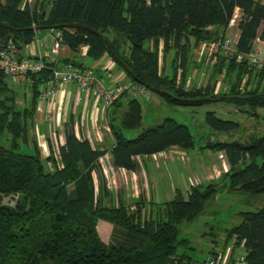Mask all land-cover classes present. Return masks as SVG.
I'll return each instance as SVG.
<instances>
[{"label":"trees","instance_id":"16d2710c","mask_svg":"<svg viewBox=\"0 0 264 264\" xmlns=\"http://www.w3.org/2000/svg\"><path fill=\"white\" fill-rule=\"evenodd\" d=\"M236 9L239 35L234 53L221 49L215 55L210 83L185 87L191 69L201 65L194 62L193 50L224 37ZM0 22L15 28L0 24V47L12 39L21 49L34 40L31 27L60 25L55 30L72 50L87 45L89 57L107 54L123 69L113 53L128 67L129 72L124 71L128 80L164 102L180 106L232 103L243 107L241 111L257 124L244 125L207 111L208 127L232 140H210L209 136L201 148L223 150L227 172L218 180L191 185L186 195L176 189L170 200L151 201L147 207L137 200L131 208L105 201L99 177V159L105 150L78 139L72 126L65 127L62 145L46 141L45 158L30 137L29 122L53 63L45 60L40 72L28 74L32 94L25 107L17 105L16 92L0 70V264H191L190 255L177 251L189 242L180 236V224L194 220L223 192L245 194L246 204L253 207L238 212L240 221L226 229L224 244L242 245L246 264H264V204L253 206L251 201L264 197V132L256 113L264 108V68L256 69L245 57L257 39L264 40V0H41L40 11L24 0H0ZM70 23L97 33L64 26ZM168 54L172 56L167 72L160 61L165 62ZM219 77L227 87L221 94L216 92ZM124 95L125 104L120 101ZM194 99L200 100L190 101ZM112 106L117 110L109 122L114 137L110 155L117 168L136 171V156L195 145L190 128L171 117L127 137L126 129L141 126L140 102L126 92ZM93 174L98 177L97 187ZM6 196L14 198L12 205L3 203ZM98 220L112 225L108 243L98 234Z\"/></svg>","mask_w":264,"mask_h":264},{"label":"crops","instance_id":"0c3cea01","mask_svg":"<svg viewBox=\"0 0 264 264\" xmlns=\"http://www.w3.org/2000/svg\"><path fill=\"white\" fill-rule=\"evenodd\" d=\"M40 2L41 0H24V3L31 9L36 8L37 11H40ZM50 7L51 2L46 5L45 11H49ZM236 13L239 15L238 9L235 10L234 14ZM229 26L230 23L226 28V32ZM56 32L57 30L52 28H40L36 30L34 40L20 49V56L28 59L45 56L46 49L52 43ZM238 35L239 30L236 24L234 42L237 41ZM256 41L260 42L264 49V40L258 39ZM159 55L160 59H162V52ZM171 56V54H168L165 62L163 60L160 61L167 72L169 71ZM45 60L53 63L52 68L57 67L61 62L66 60H72L84 67H91L98 76L104 79L105 85L109 87L128 80L124 70L118 67L109 55L104 54L98 59H93L87 55V45L84 44L79 45L76 50H72L68 45L63 43L57 53L47 55ZM191 78L192 74L190 73L186 81L188 85L192 83L197 84L196 75L192 82ZM7 80H12L11 82L14 85L21 84L22 82L30 85L28 78L13 81V79L8 77ZM198 85L200 84L198 83ZM44 87L45 83L41 85L40 90H43ZM31 94L29 90L23 93L22 99L24 103H20V100L16 96L17 105L19 107L29 105ZM125 98V95L121 97V103L125 104ZM151 100L152 98L145 100V102H150ZM155 101L156 104H160L164 100L158 96V99ZM115 110L117 109L114 106L105 110L99 98L81 91L76 83L67 82L64 85L57 86L55 93L48 99L40 100L38 97L32 120L29 122V135L36 141L42 157L45 158L48 155L46 141L48 139L53 141L56 147L62 145L65 140V127L72 126L74 134L78 139H87L92 146L105 150V154L99 159V167H101L99 177L103 182L104 190L102 195L105 201L111 200L114 204L122 203L131 208L137 200H141L146 207L151 201L161 203L170 200L176 189L186 195L191 185L206 184L210 181L218 180L229 169L224 151L201 148L204 144L198 146L195 153L196 155L199 152L206 154L202 161L198 159L195 162L193 158H190L187 153L189 149L172 146L151 155L136 156L135 159L138 163L136 171H128L113 166L110 149L113 146L114 137L109 122L113 117L112 112H115ZM228 110L231 111L230 109ZM234 111L236 110L234 109ZM141 115L143 118L142 107ZM117 120H114V122ZM214 138V136H210V140ZM223 138L226 139L227 136L223 135L222 138L219 137V139ZM192 148H195V145ZM181 158L184 162H181ZM46 165L48 166V163ZM111 173L119 175V178L120 175H125L127 179L126 186L123 185V182H119L117 187H110L109 176H111ZM93 175L95 186L97 187L98 177L96 174ZM251 201L253 206L263 205L264 197L260 199L254 198ZM102 221L98 220L96 227L98 233L102 229L104 236L100 235L101 238L105 237L108 232L110 233L112 228L110 223ZM215 247L216 244L211 246L209 251L213 250L217 254L221 253L225 258H229V260L237 255H243L245 252L242 245L233 247L232 241L226 244L223 243L221 248L216 249ZM211 255L213 254L208 252L202 259H194L191 256L194 259L191 264L197 263Z\"/></svg>","mask_w":264,"mask_h":264},{"label":"rangeland","instance_id":"374dc122","mask_svg":"<svg viewBox=\"0 0 264 264\" xmlns=\"http://www.w3.org/2000/svg\"><path fill=\"white\" fill-rule=\"evenodd\" d=\"M238 19V13L234 14L227 31L228 33L225 31L224 37H228L233 40ZM255 45L260 48L262 47V44L257 41ZM199 47L193 50V60L197 64L200 63L201 65L193 67L191 69V82L193 81V79H195L196 75L197 85L198 83L201 85H205L207 83H210L208 75L210 74L211 65L215 61V55H217V53L221 52L222 50L220 48H210L209 45ZM218 79L219 82L217 81L218 83L216 85V92L220 94L227 92L225 83L220 80L221 77H219ZM11 81L8 80L9 85L15 90L16 96L20 100V103H24L22 96L25 91L29 90L31 92L30 85H26L24 82L18 85H14ZM156 95L157 94L152 93L153 97H151L152 100L150 102H145V100L138 98V101L140 102L144 113L141 126L138 129H126L124 132L125 135L127 137L135 136L141 129L153 126L161 122L165 117H171L176 120V122L185 124L190 128V131L192 132L194 137L195 148L189 149L187 153L190 158H193V160H195V162L198 159L201 161L204 159V156L206 155L204 154V152H199L197 155L195 153L198 149L197 147L203 145L209 136H214L218 140H232L230 137H227L226 139H219V137L222 138L223 135L227 136L228 134L224 132H214L208 127L204 120V116L207 111H214L218 117H221L223 119H230L237 122L243 121L244 125L257 126V124L255 123V118H253L252 116H248L245 112H242L241 109L243 107L240 108L239 106H235L232 103L213 102L207 104L205 103L200 106H180L168 104L164 101H161L160 104H156L155 100L158 99V95ZM228 109H230L231 111H229ZM234 109L236 111H234ZM256 113L259 114L258 121L262 125V132H264V108H257ZM237 133H239V130L237 132H233V135H236ZM181 162H184L182 158ZM110 175V187H117L119 185V182H123V185L126 186L127 179L125 175H120V178L117 174L113 175L111 173ZM246 198H248V196L242 193L223 192L220 193L216 197V199L210 200L206 204L204 210L194 220L190 222H182L180 224V236L182 238H187L189 242L188 245H182L178 247L177 251L179 253L189 254L194 259H202L207 255L211 246H213L214 244H216V249L221 248L223 246L224 240L226 239V229L237 225L240 221L238 212L253 208H249V206L246 204ZM13 200L14 198L12 196H6L3 198V203L12 205ZM98 234L99 236H104L102 229L99 230ZM101 239L103 242L108 243L110 239V233L108 232V234Z\"/></svg>","mask_w":264,"mask_h":264},{"label":"built area","instance_id":"2783aa9c","mask_svg":"<svg viewBox=\"0 0 264 264\" xmlns=\"http://www.w3.org/2000/svg\"><path fill=\"white\" fill-rule=\"evenodd\" d=\"M236 42L228 37H222L217 41L202 43L200 46L209 45L210 48H220L229 54L234 53ZM63 44L62 35L56 32L52 43L47 47L45 56H39L36 59H28L20 56V49L12 39H8L0 47V70H2L13 81H19L27 78L28 74L40 72L45 66V57L49 54L58 52ZM245 55L249 64L256 69L264 68V49L256 47ZM240 57V56H239ZM29 80V79H28ZM67 82H74L78 88L96 98H99L101 105L105 110L112 107L114 101L122 94L128 92L132 97L150 100L152 92L143 85L130 80L123 81L113 86H106L104 79L98 76L91 67H84L72 60L61 62L57 67L51 68V76L45 82V87L39 92V99H48L55 93L57 86L64 85ZM186 82L185 87H188ZM188 264V263H183ZM193 264V263H192ZM194 264H246L243 255H237L229 260L221 253L211 255Z\"/></svg>","mask_w":264,"mask_h":264},{"label":"water","instance_id":"95a60500","mask_svg":"<svg viewBox=\"0 0 264 264\" xmlns=\"http://www.w3.org/2000/svg\"><path fill=\"white\" fill-rule=\"evenodd\" d=\"M0 24L3 25L4 27L8 28V29H11V30L15 29V28H13V27H11V26H9V25H6V24H4V23H2V22H0ZM64 26H65V27H68V28H81V29H84V30H87V31H91V32H93V33H97L96 31H94V30L91 29L90 27L85 26V25H82V24H74V23H70V24H64ZM59 27H60V25H54V26H52L51 28H52V29H57V28H59ZM31 29L36 31V30H39L40 28H39V27H31ZM18 30H20V29H18ZM104 42H105V44H106L108 50L111 52L112 50H111V47H110L109 42H108L106 39H104ZM111 55H112L113 59H114V60H115V61H116V62H117V63H118L123 69H124L125 72H129L128 67H126V66L122 63V61L116 57V55H114L113 53H112ZM165 93H166V92H165ZM167 94H168V93H167ZM176 99H177V98H176ZM179 100H180V99H179ZM198 100H200V99H194V100H190V101H198ZM185 101H188V100H185Z\"/></svg>","mask_w":264,"mask_h":264}]
</instances>
